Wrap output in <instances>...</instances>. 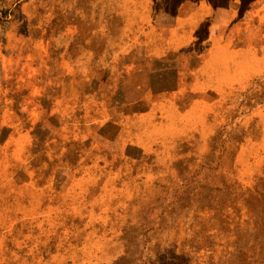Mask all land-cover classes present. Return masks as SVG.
I'll return each mask as SVG.
<instances>
[{
  "label": "rangeland",
  "instance_id": "374dc122",
  "mask_svg": "<svg viewBox=\"0 0 264 264\" xmlns=\"http://www.w3.org/2000/svg\"><path fill=\"white\" fill-rule=\"evenodd\" d=\"M240 248L264 264V0H0V264Z\"/></svg>",
  "mask_w": 264,
  "mask_h": 264
},
{
  "label": "trees",
  "instance_id": "16d2710c",
  "mask_svg": "<svg viewBox=\"0 0 264 264\" xmlns=\"http://www.w3.org/2000/svg\"><path fill=\"white\" fill-rule=\"evenodd\" d=\"M79 224H81V221H77ZM255 237H253L252 239H254ZM251 239V240H252ZM199 240H197L198 242ZM249 243V242H248ZM253 245H254V242H253ZM222 246V245H221ZM220 251V250H219ZM218 251V252H219ZM218 252L210 249L207 254H208V257H210V259L212 260L213 259V262L211 264H218L216 263L215 261H217L218 259ZM192 254H189V253H180V254H177L176 252L173 251V255H172V258H174V261H172L171 259V262L169 263H165V264H202L198 261V258L197 256L199 255V251H195V252H192ZM220 253V252H219ZM251 254V252H250ZM249 252L245 249V248H240V250H238V261L240 264H244V263H247L249 262L252 257H254V253L252 252L251 256ZM226 254H224L222 257H225ZM231 256V254H230ZM221 257V256H220Z\"/></svg>",
  "mask_w": 264,
  "mask_h": 264
}]
</instances>
